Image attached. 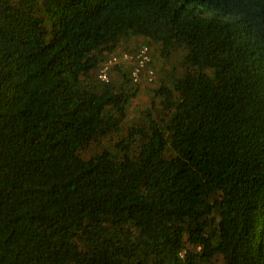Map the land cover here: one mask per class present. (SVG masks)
<instances>
[{"label":"trees","instance_id":"16d2710c","mask_svg":"<svg viewBox=\"0 0 264 264\" xmlns=\"http://www.w3.org/2000/svg\"><path fill=\"white\" fill-rule=\"evenodd\" d=\"M0 264H264V0H0Z\"/></svg>","mask_w":264,"mask_h":264},{"label":"built area","instance_id":"2783aa9c","mask_svg":"<svg viewBox=\"0 0 264 264\" xmlns=\"http://www.w3.org/2000/svg\"><path fill=\"white\" fill-rule=\"evenodd\" d=\"M132 58V56L128 52H124L121 54H114L110 58H108L106 61H104L99 70H98V77L103 80L107 81L109 77V70L110 67H112L113 64L118 63L122 59H129ZM134 66L131 70V76L134 81H138L140 79L142 70L145 68L146 64L150 61V55H149V48L147 45H142L136 54L134 55ZM145 79L147 82H150L153 80L154 75L153 71L151 69H146Z\"/></svg>","mask_w":264,"mask_h":264},{"label":"rangeland","instance_id":"374dc122","mask_svg":"<svg viewBox=\"0 0 264 264\" xmlns=\"http://www.w3.org/2000/svg\"><path fill=\"white\" fill-rule=\"evenodd\" d=\"M138 42L139 40H132L129 42V48L128 49H120V50H117V51H120V52H129V53H133V51L135 50V47H138ZM141 42V41H140ZM149 49H150V52H154L156 49L153 47V45L149 46ZM155 49V50H154ZM161 61V60H160ZM166 65V64H165ZM145 83H149V82H146V79L144 81ZM149 99L147 95H145L144 92H140L139 95L135 98V100H133L134 104H133V107L134 108H140L141 106H143L144 104H146L147 102H149ZM133 107L130 106V110L132 109L133 110ZM126 125V124H125ZM91 152H93L95 150V148H91L90 149Z\"/></svg>","mask_w":264,"mask_h":264}]
</instances>
